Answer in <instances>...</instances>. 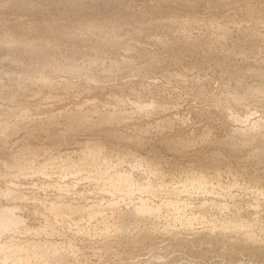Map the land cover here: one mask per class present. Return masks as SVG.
<instances>
[{
  "label": "rangeland",
  "instance_id": "rangeland-1",
  "mask_svg": "<svg viewBox=\"0 0 264 264\" xmlns=\"http://www.w3.org/2000/svg\"><path fill=\"white\" fill-rule=\"evenodd\" d=\"M0 7V208L13 207L22 223L2 229L0 243L25 246L14 264H264V231L254 232V245L234 234L203 236L223 223L264 222V0H0ZM85 24L93 26L87 33ZM24 41L48 49L33 53ZM74 111L84 116L78 125ZM83 158L100 166L79 170ZM115 173L129 180L110 187ZM185 174L208 182L186 191ZM140 200L154 217L139 225L120 216ZM51 201L80 210L55 221L44 208ZM108 204L114 209L102 208ZM91 206L93 214L102 208L94 218L85 215ZM120 226L126 234H117ZM144 227L153 234L141 241ZM32 247L43 255L28 256Z\"/></svg>",
  "mask_w": 264,
  "mask_h": 264
},
{
  "label": "bare ground",
  "instance_id": "bare-ground-1",
  "mask_svg": "<svg viewBox=\"0 0 264 264\" xmlns=\"http://www.w3.org/2000/svg\"><path fill=\"white\" fill-rule=\"evenodd\" d=\"M1 8V7H0ZM91 27H93L91 24H85V26L84 27H82L83 28V30H85V32H86V30H88L89 31V28H91ZM96 29H97V31H100L101 30V27H100V25H95L94 26ZM219 29H221V28H219ZM87 31V32H88ZM86 32V33H87ZM85 33V34H86ZM218 33H219V30H218ZM222 33V35L223 34H225L226 33V31L224 30V29H222L221 30V32H220V34ZM92 35V34H91ZM87 36V35H86ZM216 40H218V39H216ZM25 42V41H24ZM45 42L46 41H40V43H39V45H37L38 46V48H34L33 46H32V44H30L29 42H25L24 44L25 45H27V47H29L31 50H32V52L34 51V52H37V54L38 53H41V54H43V53H45V51L48 49V43L47 44H45ZM218 43V42H217ZM35 44V43H34ZM195 44V43H194ZM33 52V53H34ZM47 54V53H46ZM253 74V73H252ZM251 74V75H252ZM250 75V76H251ZM254 76V75H253ZM46 79H44V80H42V82H44ZM50 82V81H49ZM52 83V82H51ZM51 83H48L47 82V84L48 85H50V86H54V85H52ZM254 93V92H253ZM240 95H235V96H233L232 97V99L234 100V102L236 101L237 103H241L240 101H242L241 100V97H239ZM255 97V96H254ZM235 102V103H236ZM91 104H93V103H90V105ZM102 104V103H101ZM103 106V105H102ZM81 109V108H80ZM98 110V109H97ZM74 112H76V111H74ZM70 113L71 115H73V114H75V113ZM106 112V111H105ZM65 112H63L62 114L63 115H65L64 114ZM85 113V112H84ZM98 113V112H97ZM103 114H104V111L102 112ZM69 114V113H68ZM68 114L66 115V116H68ZM71 115H69V116H71ZM99 115V114H98ZM104 115H107V114H104ZM104 115H101V116H104ZM23 116H24V113H23ZM55 116V115H54ZM53 116V117H54ZM85 116H87V115H85ZM100 116V117H101ZM72 117V116H71ZM83 115L81 114V113H77L76 112V114H75V116L73 117V118H71V121H72V124H73V122L74 123H77V124H75V125H78L81 121H82V119H83ZM99 117V116H98ZM48 118V117H47ZM63 118H64V116H63ZM88 118V117H87ZM23 119V118H22ZM22 119H21V121H22ZM104 119H106V118H104ZM235 119H237L236 117L233 119V120H235ZM70 120V119H69ZM87 120H89V119H87ZM108 120V119H107ZM106 120V121H107ZM35 121V120H34ZM51 121H52V119H51ZM54 121V120H53ZM52 121V122H53ZM70 121V122H71ZM84 121V120H83ZM110 121V120H109ZM49 122V119H47V123ZM55 122V121H54ZM51 123V122H50ZM93 123V122H92ZM18 124H20V123H18ZM29 124V123H28ZM240 124V123H239ZM16 125V124H15ZM23 125V124H22ZM57 125V124H56ZM81 125V124H80ZM82 125H84V122L82 123ZM85 125H86V123H85ZM34 126V125H33ZM15 127V126H14ZM20 127H21V125H20ZM16 128V127H15ZM236 129H237V127H236ZM238 131H240V130H238ZM242 131H244V130H242ZM242 131H240V134L242 133ZM159 132V131H158ZM237 132V131H236ZM246 132H247V130H246ZM252 135V132H247V134L246 133H243V135H245V139L246 138H249L250 136V134ZM257 133L258 132H254L253 134L254 135H256L257 136ZM4 134V133H3ZM239 134V133H238ZM249 134V135H248ZM259 134V133H258ZM0 135L2 136V134L0 133ZM242 135V134H241ZM246 135H248V137H246ZM255 136V137H256ZM258 136H260V135H258ZM257 136V137H258ZM241 137H243V136H241ZM256 137V138H257ZM5 139L6 138H4V141H5ZM244 139V140H245ZM243 140V139H242ZM247 140V139H246ZM245 140V141H246ZM3 141V142H4ZM2 142V139H1V137H0V143ZM3 145V144H2ZM248 145V144H247ZM250 145V144H249ZM250 148H253V147H250ZM85 151V150H84ZM84 151H82V156L83 157H85V154L86 155H89V154H87V153H85L84 154ZM89 152H90V150H88ZM92 152L93 151H91L90 152V154H92ZM96 152V151H95ZM80 155V156H81ZM100 155V154H99ZM255 156H257V155H262L263 156V154H261V153H256V154H254ZM88 157H90V156H88ZM88 157L86 158V159H88ZM91 157H93V155L91 156ZM95 157H97L96 155H95ZM66 158V157H65ZM81 157H79L78 158V160L80 159ZM98 158V157H97ZM69 158L67 157V159L66 160H68ZM86 159H84L83 158V162H84V160H85V163L84 164H81V163H83V162H80L79 161V163L77 162H74V163H76V164H79V165H82L81 167L82 168H80V166L78 165L77 167H79V168H76V167H74V168H76V170L78 171V169L79 170H84L85 171V169H83V167H87L86 169H88V168H90V166H96V168L98 169V167L100 166V165H98V164H100V163H98L97 165H94V162H99L98 160H96V159H91V158H89V164L88 165H90L89 167L88 166H86L87 164H86ZM25 160V159H24ZM66 160H65V162H66ZM73 160V159H72ZM71 160V161H72ZM81 160H82V158H81ZM94 160H96V161H94ZM14 161V160H13ZM12 161V162H13ZM70 161V159L67 161V162H71ZM102 161V160H101ZM116 161V160H115ZM11 162V163H12ZM17 162V161H16ZM16 162H14L15 164H17ZM20 162V161H19ZM64 162V163H65ZM73 162V161H72ZM87 162H88V160H87ZM63 163V162H62ZM73 163V164H74ZM102 163V162H101ZM67 164V163H66ZM75 164V165H76ZM86 164V165H85ZM70 165H71V163H70ZM69 165V166H70ZM85 165V166H84ZM17 166H20V165H18L17 164ZM63 166V165H62ZM65 166H67V165H65ZM98 166V167H97ZM68 167V166H67ZM64 168V167H63ZM95 168V167H94ZM93 168V169H94ZM101 168V167H100ZM68 169H70V167H68ZM68 169H66V170H68ZM96 169V170H97ZM137 169V168H136ZM31 170V169H30ZM41 170V169H40ZM44 170V169H43ZM76 170H74V172H76ZM36 171V170H35ZM71 171H73L72 170V167H71ZM84 171H83V173H84ZM89 171H90V169H89ZM97 171H99V170H97ZM96 171V172H97ZM102 171V170H101ZM40 172V171H39ZM43 172V171H42ZM68 172V171H67ZM95 172V171H94ZM69 173V172H68ZM77 173V172H76ZM73 174V176L74 175H76V176H78L77 174ZM81 172H79V174H80ZM89 173V172H88ZM87 173V174H88ZM96 174V173H93L92 171L89 173V174ZM107 173V172H106ZM112 173V172H111ZM31 174V173H30ZM85 174V173H84ZM102 174V173H101ZM109 174V173H108ZM116 175H117V173H115ZM103 175V174H102ZM107 175V174H106ZM118 175H119V179H117L116 180V176L114 175V177H112V178H115V180H110L111 182H109V183H111L112 185L110 186V187H113L114 185H119V183H121L122 181H127V179L129 178V177H126V176H124V177H122L123 175H122V173L121 174H119L118 173ZM117 175V176H118ZM120 175H122V176H120ZM186 176H184V179H183V184H182V187H181V189L183 188L184 190H189V189H197V188H201L202 186H204L205 185V183L206 182H208V180L206 181V179L207 178H205L204 176H202V175H188V174H185ZM27 176V175H26ZM99 176V175H98ZM113 176V175H112ZM156 176V175H155ZM90 177V176H89ZM89 177H87V178H89ZM93 177H95V178H97V176H93ZM103 177H104V175H103ZM213 178V181L215 180V184L217 183L219 186H221V189H222V187L223 188H225V189H227V187L226 186H223V185H221V183H219V181H218V176H212ZM61 178V177H60ZM79 178V177H78ZM82 178V177H81ZM83 178H86V177H83ZM82 178V179H83ZM95 178H92L93 180L95 179ZM104 178H107L108 179V176L107 177H104ZM183 178V177H182ZM217 178V179H216ZM89 179H91V178H89ZM106 179V180H107ZM129 180V179H128ZM95 181V180H94ZM100 182H101V179L99 180ZM103 181V180H102ZM177 182H178V180H176ZM104 182V181H103ZM107 182V183H108ZM11 183V182H10ZM9 183V184H10ZM128 183V182H127ZM143 183V182H142ZM8 184V183H7ZM11 184H13V183H11ZM98 184V183H97ZM123 184V183H122ZM129 185H130V183H128ZM133 184V183H132ZM145 184V183H144ZM204 184V185H203ZM209 184H210V182H209ZM216 184V185H217ZM16 185V184H15ZM99 185V184H98ZM107 185H109V184H107ZM128 185V186H129ZM164 185V184H163ZM233 185H235V184H233ZM59 186V185H58ZM101 186H102V184H101ZM126 186V185H125ZM132 186V185H131ZM135 186V185H134ZM137 186H139L138 185V183H137ZM136 186V187H137ZM142 186V185H141ZM141 186H139V187H141ZM145 185H143V187H144ZM151 186V185H150ZM149 186V187H150ZM213 186H215V185H213ZM10 187H12V186H10ZM98 187V186H97ZM122 187V186H121ZM139 187H138V189H139ZM143 187H141L140 189H142ZM180 187V186H179ZM14 188V187H13ZM12 188V189H13ZM67 188V187H66ZM73 188V187H72ZM99 188V187H98ZM107 188V187H106ZM109 188V187H108ZM114 188V187H113ZM119 188V187H118ZM126 188V187H125ZM132 187H130V189H131ZM152 188V187H151ZM14 189H16V188H14ZM129 188H127V190H128ZM129 189V190H130ZM134 188H132L131 190H133ZM136 189V188H135ZM192 189V190H193ZM224 189V190H225ZM4 190H6V188L4 189ZM104 190V189H103ZM107 190V189H106ZM126 190V189H125ZM124 190V191H125ZM126 190V192H127V194H128V191ZM142 190H144V188L142 189ZM148 190H150L149 188H148ZM163 190H164V188H163ZM166 190V189H165ZM227 190H229V188L227 189ZM264 190V189H263ZM3 191V190H2ZM7 191V190H6ZM97 191H99V190H97ZM145 191V190H144ZM176 191V190H175ZM191 191V190H190ZM194 191H196V190H194ZM15 192V191H14ZM109 192V191H108ZM107 192V193H108ZM148 192V191H147ZM223 192V191H222ZM221 192V193H222ZM259 192V191H258ZM9 193V192H8ZM99 193V192H98ZM129 193H130V191H129ZM177 193V192H176ZM229 192H227V194H228ZM7 194V193H6ZM10 194V193H9ZM9 194H8V196H9ZM193 194V193H192ZM262 194V193H261ZM12 195V194H11ZM132 195V194H131ZM189 195V194H188ZM216 195V194H215ZM225 195V194H224ZM230 195V194H229ZM256 195V194H255ZM7 196V195H6ZM8 196H7V199H8ZM139 196H140V194H139ZM180 196V195H179ZM2 197H3V193H2ZM12 198H13V196H11ZM15 197H17V196H14V199H15ZM19 197H21V196H19ZM18 197V198H19ZM43 197V196H42ZM211 197V196H210ZM214 197V196H213ZM226 197V196H225ZM256 197V196H255ZM9 199H11V198H9ZM8 199V200H9ZM142 199V198H141ZM16 200H17V198H16ZM19 200V199H18ZM255 200H257V199H255ZM28 201V200H27ZM141 202L139 203L138 201V205H135V207L131 210V211H129V212H123V216H122V214L120 215L121 217H123V219L124 218H126V217H128V218H132V219H134L135 221H136V223H142L143 221L145 222V220L147 219V220H149L148 218H150L151 216H155V208H152V206H151V208H149L150 206H147L146 205V203H145V201H143V200H140ZM143 201V202H142ZM179 201V200H178ZM39 202H41V201H38L37 203H38V205H39ZM46 202V201H45ZM45 202H41V203H43V205H44V203ZM40 203V206H42V204ZM48 203V202H47ZM49 204V203H48ZM62 204V203H61ZM57 205V203L56 204H54V203H52V201L50 202V204L47 206V207H44V206H42V208L44 207V208H47V210H45L44 208V210L45 211H49V213L53 216V219L55 220H57V219H59V222L60 221H64L65 219V221H67L68 222V220H69V218L68 217H65L66 215L65 214H67V213H72V210H73V212H74V214H75V212L77 213V211H79L78 209H77V211L75 210L74 211V209L76 208V207H72V205H71V208H69V206L68 205H65V206H67V207H63L64 206V204H62V205ZM85 204V203H84ZM107 204V203H106ZM111 204H112V202H111ZM111 204H108V205H106V206H102V208L103 207H107V206H110V207H114V205H112L111 206ZM114 204V203H113ZM116 204V203H115ZM118 204V203H117ZM169 204H171V203H169ZM168 204V205H169ZM47 205V204H46ZM45 205V206H46ZM9 206V205H8ZM17 206V205H16ZM78 206V205H77ZM98 206V205H97ZM96 206V208L98 209V207ZM158 206V205H157ZM166 206V205H165ZM171 206V205H170ZM170 206H168V207H170ZM185 206V205H184ZM92 208H91V210H90V207H89V210L91 211V212H89V210H88V212L89 213H87V214H85V215H87L88 216V214H89V217H90V214L92 213L93 214V211H94V207L93 206H91ZM111 208V209H114V208ZM167 207V206H166ZM174 208V210H176L177 208L175 207V206H171L170 208ZM73 208V209H72ZM78 208V207H77ZM94 208V209H93ZM100 208V207H99ZM102 208H100V209H102ZM105 208L103 209V210H105ZM109 208V207H108ZM107 208V209H108ZM163 208V207H162ZM169 208V209H170ZM14 208L13 207H4V208H0V231L2 230V229H5V228H8V230L9 229H11V228H15V226L17 227V226H19V224L21 223V220L14 214V210H13ZM39 209H41V208H39ZM72 209V210H71ZM85 210V213L87 212L86 211V209H88V208H82V210ZM93 209V210H92ZM99 209V211H97L96 212V214L98 213V212H100L101 210ZM156 209H157V207H156ZM42 210V209H41ZM71 210V211H70ZM96 210V209H95ZM178 210V209H177ZM18 211V210H17ZM33 211V210H32ZM66 211V212H65ZM67 211H69V212H67ZM158 211H160V210H158ZM220 212V211H219ZM258 212V211H257ZM49 213L47 214V215H49ZM101 213V212H100ZM91 214V215H92ZM96 214H93V218L95 217V216H97ZM218 214H220V213H218ZM50 215V216H51ZM65 215V216H64ZM68 215V214H67ZM72 215H73V213H72ZM72 215H70V216H72ZM100 215H102V214H100ZM159 215V214H158ZM188 216H189V214H187ZM191 215V214H190ZM64 216V217H63ZM86 216V217H87ZM99 216V215H98ZM164 216V215H163ZM181 216V215H180ZM186 216V215H185ZM110 217V216H109ZM158 217V216H157ZM46 218V217H45ZM48 218V217H47ZM67 218H68V220H67ZM92 217L90 218V220H92L93 219ZM160 218V217H159ZM185 218H187L185 221H188V223H190L191 222V219H192V216H189V217H185ZM62 219H64V220H62ZM76 219V218H75ZM96 219V218H95ZM158 219V218H157ZM161 219V218H160ZM159 219V220H160ZM182 219V218H181ZM51 220V219H50ZM55 220V221H56ZM99 220H100V218H99ZM121 220H122V218H121ZM126 220V219H125ZM147 220H146V222H147ZM64 221V222H65ZM72 221V220H71ZM87 221H89V218L87 217ZM98 221V220H97ZM162 221V220H161ZM178 221V220H177ZM22 222H23V220H22ZM63 222V223H64ZM92 222V221H91ZM101 222H103V221H101ZM112 222V221H111ZM171 222V221H170ZM176 222V221H175ZM66 223V222H65ZM89 223V222H88ZM94 223V222H93ZM98 223V222H97ZM169 223V222H168ZM173 223V222H172ZM22 224V223H21ZM20 224V225H21ZM57 224V223H56ZM56 224H54V225H56ZM101 224V227H103L102 226V224H104L105 225V220H104V223H100ZM107 224V223H106ZM148 224V223H147ZM156 224V223H155ZM90 225V224H89ZM123 225V224H122ZM134 225V224H133ZM140 225V224H139ZM151 225V224H150ZM22 226V225H21ZM50 226H52V225H50ZM138 226V225H137ZM164 226H165V224H164ZM106 227H107V225H106ZM106 227H104L103 228V230L105 229L106 231L108 230V231H110L109 229H107ZM129 227V226H128ZM142 227H143V224H142ZM153 227V226H152ZM223 227V228H222ZM120 228H121V226H120ZM118 228V233L117 234H126V231H125V228ZM176 228V227H175ZM220 228V227H219ZM222 228V229H221ZM221 228L219 229L220 231L219 232H217V231H215V232H217V233H211V231H209V232H203V234H206V235H203V236H209V234H220V235H225V234H229V236H230V234H234V235H232L233 236V238H235V239H237V241H240L241 243H249L250 245H254V243H256V240H255V238H254V232L255 231H258L259 233H260V231H264V222L262 223V222H260L259 221V219H254V220H252V221H250V222H237V223H235V224H232V225H227V224H225V223H223L222 225H221ZM25 229V228H24ZM102 229V228H101ZM120 229V230H119ZM128 228H126V230H127ZM138 229H140L139 230V232H138V237H139V239L141 240V241H145L146 240V238H148L149 237V234H153V233H151V231L150 230H147L145 227L144 228H138ZM154 229H156V228H154ZM174 229V228H173ZM17 230H18V228H17ZM53 230V229H52ZM103 230H101V231H103ZM200 230V229H199ZM205 230H206V228H205ZM227 232H226V231ZM228 230H230V231H228ZM112 231V230H111ZM117 231V230H116ZM201 231V230H200ZM199 231V232H200ZM3 232H5V231H3ZM17 232V231H16ZM15 232V233H16ZM37 232H38V230H37ZM136 232V233H137ZM229 232V233H228ZM104 233L106 234V236L109 234V232H105L104 231ZM103 233V234H104ZM113 233V232H112ZM156 233V232H155ZM171 233V232H170ZM13 234V233H12ZM111 234V233H110ZM195 234V233H194ZM201 234H202V231H201ZM253 234V235H252ZM19 235V234H18ZM39 235V234H38ZM12 236V235H11ZM137 236V235H136ZM213 237L215 236V235H212ZM217 236V235H216ZM225 236H227V235H225ZM14 237V236H13ZM211 237V236H210ZM14 239V238H13ZM127 239V242H130V238H129V240H128V237L126 238ZM138 239V240H139ZM17 240V239H16ZM139 240V241H140ZM2 241V240H1ZM6 241V240H5ZM27 241V240H26ZM121 241V240H120ZM136 241V240H135ZM140 241V242H141ZM126 242V241H125ZM8 243V242H7ZM7 243H0V264H2V262L3 261H6L8 258H9V261H10V259H12V261L11 262H13V259H15L14 260V262H13V264L16 262V258L18 257V252H21V251H24V249L23 248H25V246L23 247V246H21L20 245V243H19V245H17V244H7ZM131 244V243H130ZM133 244V243H132ZM257 244V243H256ZM30 245V244H29ZM28 245V246H29ZM36 245V244H35ZM27 247V246H26ZM259 247V246H258ZM29 248V247H28ZM31 249V248H30ZM26 250V253H28L27 255L29 256V255H34V256H36V255H43L41 252H39V249H38V252L36 251L37 250V248H33L32 247V249L31 250ZM43 250V249H42ZM26 253L24 254V255H26ZM21 254V253H20ZM20 256V255H19ZM28 256H26V257H28ZM34 256H33V258H34ZM19 258V257H18ZM40 258V257H39ZM27 259H29V258H27ZM43 259V258H42ZM25 260V259H24ZM19 261V260H18ZM28 262V261H27ZM27 262H26V264H27ZM10 262H8V264H9ZM30 263V262H29ZM33 263V262H32ZM3 264H5L4 262H3Z\"/></svg>",
  "mask_w": 264,
  "mask_h": 264
}]
</instances>
